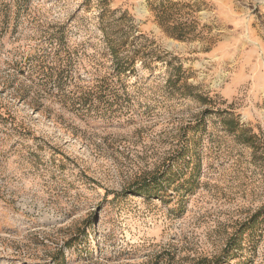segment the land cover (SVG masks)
Instances as JSON below:
<instances>
[{"label":"rangeland","instance_id":"obj_1","mask_svg":"<svg viewBox=\"0 0 264 264\" xmlns=\"http://www.w3.org/2000/svg\"><path fill=\"white\" fill-rule=\"evenodd\" d=\"M0 264H264V0H0Z\"/></svg>","mask_w":264,"mask_h":264}]
</instances>
